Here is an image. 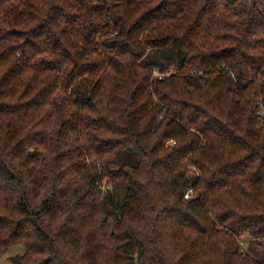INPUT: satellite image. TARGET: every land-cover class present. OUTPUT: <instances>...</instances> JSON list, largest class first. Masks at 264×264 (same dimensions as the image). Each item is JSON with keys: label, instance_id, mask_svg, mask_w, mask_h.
Wrapping results in <instances>:
<instances>
[{"label": "clouds", "instance_id": "9594fccd", "mask_svg": "<svg viewBox=\"0 0 264 264\" xmlns=\"http://www.w3.org/2000/svg\"><path fill=\"white\" fill-rule=\"evenodd\" d=\"M0 264H264V0H0Z\"/></svg>", "mask_w": 264, "mask_h": 264}]
</instances>
